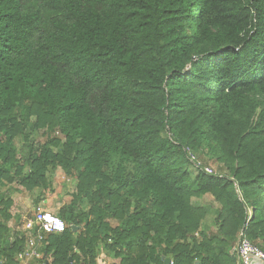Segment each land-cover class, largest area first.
<instances>
[{
	"label": "trees",
	"instance_id": "trees-1",
	"mask_svg": "<svg viewBox=\"0 0 264 264\" xmlns=\"http://www.w3.org/2000/svg\"><path fill=\"white\" fill-rule=\"evenodd\" d=\"M58 166L94 204L63 208L33 264H235L241 232L264 250V0H0V187Z\"/></svg>",
	"mask_w": 264,
	"mask_h": 264
},
{
	"label": "rangeland",
	"instance_id": "rangeland-1",
	"mask_svg": "<svg viewBox=\"0 0 264 264\" xmlns=\"http://www.w3.org/2000/svg\"><path fill=\"white\" fill-rule=\"evenodd\" d=\"M38 134V135H37ZM37 142H45L46 141V129L38 131L35 133ZM54 136L59 137L62 141H64V136L58 131L54 134ZM62 146L55 147L54 151L59 152ZM211 164L218 172H220L217 164L213 161H210ZM28 171V168L25 170ZM47 179L50 181L49 186L46 187H35L32 190H28L26 187L21 186L16 181L9 182L7 180L4 181L3 185L0 187V200L4 199L5 201H11L12 206L9 209V213L11 218L6 222V226L10 230L11 238L10 242H13L16 237H18V232L24 229V225L26 222V218L24 219V213H27L28 216H32V210L36 211L37 208H43V202L48 200V204L50 207L46 209L47 211L59 215V212L63 208H68L73 203L77 208L78 213L89 214L92 210L93 202L89 198H85L77 203L75 199V195L78 194L79 190V180L74 178L73 176H68L65 171L58 166L57 168L50 167L46 173ZM194 203H205L210 204L212 209H210V213L206 218V224L210 227L208 229L209 233H213L215 231L214 227V217H216V210L220 208V205L214 201V198L211 194H206L201 200L193 199ZM7 208L6 205H0V221L4 218L1 215V210ZM32 214V215H31ZM27 219L31 218L28 217ZM110 224L112 226H117L119 223L118 219H110ZM81 231L83 229H80ZM100 259V257H99ZM102 261L98 260V263L101 264ZM118 261L117 263H119ZM199 263V262H198ZM112 264V263H111Z\"/></svg>",
	"mask_w": 264,
	"mask_h": 264
},
{
	"label": "built area",
	"instance_id": "built-area-1",
	"mask_svg": "<svg viewBox=\"0 0 264 264\" xmlns=\"http://www.w3.org/2000/svg\"><path fill=\"white\" fill-rule=\"evenodd\" d=\"M187 157L197 170L215 175L216 169L212 165H205L197 153L186 149ZM65 221L49 211L37 208L33 217L25 222L23 231L26 233L25 248L18 255V264H33L43 258L41 250L46 235L59 234L65 231ZM235 264H264V250L255 245L241 232L239 241L233 250Z\"/></svg>",
	"mask_w": 264,
	"mask_h": 264
},
{
	"label": "crops",
	"instance_id": "crops-1",
	"mask_svg": "<svg viewBox=\"0 0 264 264\" xmlns=\"http://www.w3.org/2000/svg\"><path fill=\"white\" fill-rule=\"evenodd\" d=\"M43 204L45 205L44 206V208H46V209H48L49 207H50V204H48V200L45 202H43ZM43 209V208H42ZM45 209V210H46ZM47 211V210H46ZM34 213H35V211H34V208H33V210H32V214L34 215ZM31 214V215H32ZM33 215L32 216H28V214L27 213H24V219L27 221V220H29V218L27 219V216L28 217H33ZM99 261H102L101 262V264H113V263H117L119 260H115V259H112V258H110V257H108L106 254H105V252H103L102 253V255L100 256V259H99Z\"/></svg>",
	"mask_w": 264,
	"mask_h": 264
},
{
	"label": "water",
	"instance_id": "water-1",
	"mask_svg": "<svg viewBox=\"0 0 264 264\" xmlns=\"http://www.w3.org/2000/svg\"><path fill=\"white\" fill-rule=\"evenodd\" d=\"M75 230H76V228H75ZM234 261H235V260H234ZM166 263L169 264V263H170V260L167 259V260H166ZM196 264H199V263L197 262Z\"/></svg>",
	"mask_w": 264,
	"mask_h": 264
}]
</instances>
